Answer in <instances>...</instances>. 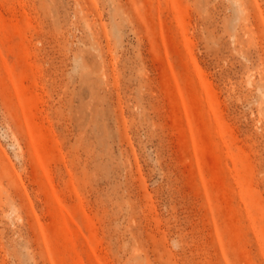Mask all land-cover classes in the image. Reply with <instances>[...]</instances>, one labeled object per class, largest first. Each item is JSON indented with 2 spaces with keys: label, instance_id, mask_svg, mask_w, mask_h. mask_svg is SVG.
<instances>
[{
  "label": "rangeland",
  "instance_id": "obj_1",
  "mask_svg": "<svg viewBox=\"0 0 264 264\" xmlns=\"http://www.w3.org/2000/svg\"><path fill=\"white\" fill-rule=\"evenodd\" d=\"M0 264H264V0H0Z\"/></svg>",
  "mask_w": 264,
  "mask_h": 264
}]
</instances>
